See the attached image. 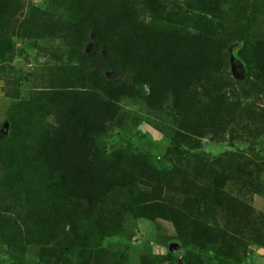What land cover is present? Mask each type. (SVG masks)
Segmentation results:
<instances>
[{
  "label": "trees",
  "instance_id": "obj_1",
  "mask_svg": "<svg viewBox=\"0 0 264 264\" xmlns=\"http://www.w3.org/2000/svg\"><path fill=\"white\" fill-rule=\"evenodd\" d=\"M47 2L27 30L63 38L64 61L48 66L50 85L17 103L0 131V243L17 254L38 246L47 264H128L122 242L113 251L105 242L127 232L126 219L164 221L176 232L172 249L185 251L181 264H244L252 244L264 247V212L246 197L263 192L264 154L188 155L207 133H252L253 109L232 97L237 87L264 95V0ZM15 10L0 0V57L15 49ZM231 42L241 45L235 75ZM127 100L169 111L173 167L150 166L130 142L107 146ZM178 259L144 254L141 263Z\"/></svg>",
  "mask_w": 264,
  "mask_h": 264
},
{
  "label": "rangeland",
  "instance_id": "obj_2",
  "mask_svg": "<svg viewBox=\"0 0 264 264\" xmlns=\"http://www.w3.org/2000/svg\"><path fill=\"white\" fill-rule=\"evenodd\" d=\"M16 10L10 23V38L14 44V50L8 55L0 57V131L10 124L11 114L17 103L25 101L30 95L35 94L38 88L49 86L48 66L59 65L64 61L63 49L64 40L56 37L54 41L39 39L27 30L28 19L39 11H50L47 0H15ZM186 9V6L183 5ZM173 12L178 13V10ZM180 12L183 13L181 10ZM260 22L256 24L264 28V13H260ZM140 20H150L149 16L139 14ZM186 21L189 20L188 15ZM263 17V18H262ZM183 20V19H182ZM149 23V22H147ZM241 45L231 42L227 49L228 69L232 75L233 64ZM38 89V90H37ZM238 95H233V100L242 101L244 106L252 108L255 113V123L251 126V134H241L236 140H230L229 136L224 139L217 138L212 134H206L201 139L199 148L191 150L188 156L198 154L207 158H215L228 152L242 153L243 155H253L254 152L264 154V126L258 130V126L264 125V95L245 96L243 90L237 87ZM125 121L115 124L104 136L105 143L109 147L124 146L130 142L134 152L141 151L148 157L150 166L165 170L177 163L168 156L167 152L171 148V141L165 133L166 123L172 119L167 112H153L140 101L127 100L124 102ZM249 135V136H248ZM239 136V135H238ZM1 170V169H0ZM1 178V174H0ZM262 184L264 185V172L262 173ZM230 190L239 196L240 185L232 183ZM262 194H253L252 198L246 196L258 211L264 212V186ZM3 194V186L0 179V195ZM251 198V199H250ZM127 232L123 236H114L108 239L104 247H110L111 251L121 246L128 252V264H142L144 254H167L173 252L179 257L175 261L181 264L184 249L174 238L176 235L174 227L164 221L151 223L146 220L126 219ZM136 235L142 233L138 241H127L128 233L132 230ZM135 235V236H136ZM251 253L244 264H264V247L252 244ZM47 264L42 258L39 247L31 245L24 252L19 254L6 245L0 243V264ZM107 264H113L108 262Z\"/></svg>",
  "mask_w": 264,
  "mask_h": 264
},
{
  "label": "built area",
  "instance_id": "obj_3",
  "mask_svg": "<svg viewBox=\"0 0 264 264\" xmlns=\"http://www.w3.org/2000/svg\"><path fill=\"white\" fill-rule=\"evenodd\" d=\"M138 237H140V235H136L134 236V242H136V240L138 241L139 239H137Z\"/></svg>",
  "mask_w": 264,
  "mask_h": 264
}]
</instances>
